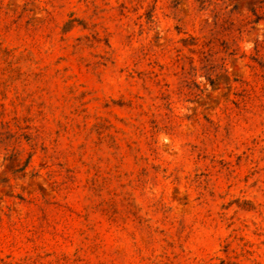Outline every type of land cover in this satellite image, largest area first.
Here are the masks:
<instances>
[{
  "label": "rangeland",
  "instance_id": "1",
  "mask_svg": "<svg viewBox=\"0 0 264 264\" xmlns=\"http://www.w3.org/2000/svg\"><path fill=\"white\" fill-rule=\"evenodd\" d=\"M0 264H264V0H0Z\"/></svg>",
  "mask_w": 264,
  "mask_h": 264
}]
</instances>
